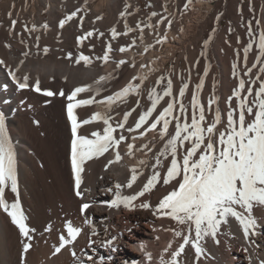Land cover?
I'll return each instance as SVG.
<instances>
[{"label": "snow or ice", "instance_id": "obj_1", "mask_svg": "<svg viewBox=\"0 0 264 264\" xmlns=\"http://www.w3.org/2000/svg\"><path fill=\"white\" fill-rule=\"evenodd\" d=\"M88 2L89 0H84L82 7H77L75 11L60 19L58 27L63 29L79 13L87 12ZM247 2L249 12H254L253 0H247ZM189 3L184 4L185 10L189 7ZM26 7L27 5H25V10ZM147 7H152L151 0ZM12 8H15L14 4ZM163 9L165 13L168 12L167 0ZM139 13V7L134 6L130 0H124L123 10L119 12V19L123 21V31H119L116 25L108 29L111 40L104 42L102 55L93 57L79 51L84 41L93 38L94 34L96 39L105 35L104 32L94 28L83 32L82 35H77L78 55L73 57V53L69 52L66 58L74 59L76 64L83 62L85 66L91 65L94 59L107 64L112 60L111 54L115 51L125 53L134 46H140L143 52H148L154 49L155 45L168 42V31L174 22L169 17L174 14L162 15L157 11H151L143 19H137L135 27L130 26L128 17ZM222 15V13L216 15L217 23ZM7 16L12 26L8 28V35L18 38V42L25 51L20 54L22 58L15 68L6 65L4 60H0V66L6 68L7 75L17 90L30 89L45 97L56 96V92L41 88L39 78L31 82L28 74L22 77L18 75L20 67L31 55V48L35 47L38 51L40 50V33L49 30L48 22L45 21L39 25L34 20L24 22L23 32L27 33L26 39L21 33L14 31L18 19L12 18L13 11H9ZM102 18L98 15L92 23L95 24ZM154 18H157L155 23H153ZM78 19L80 21L78 27L83 31L85 16L79 15ZM242 26L246 29L248 39L245 44L240 36L236 37L237 45L241 47L234 49L236 58L231 64V75L237 83L225 100L226 112L219 106L221 97L217 94L215 76L212 77V92L207 99V107L201 100L205 78L211 68L207 60V49L213 40L216 28H213L207 39L203 41L200 52V56L205 59L203 74L199 75L198 82L192 87L188 104L184 102V99L191 83V69L199 64V59L187 70V78L183 71L174 73V70H169L158 76L154 85L145 89L143 86L148 78L159 71V68L155 67L157 60L160 59L157 57L148 65L141 64L136 74L122 88L102 99H97L105 91V85L113 79V73L128 63L120 59L115 61L113 72L99 76L90 84L76 86L70 92L61 89L58 93L60 97L67 100L66 114L70 125L69 160L77 197L83 198L84 193L90 191L88 188L81 189V173L87 161L102 157L111 150L115 153V158L114 160L109 159L104 165L107 169L109 165L122 159L118 147L122 142L127 141L125 133L138 132V136L131 137L133 141L144 137L147 132L154 133L149 141L139 147H135L134 143H127L125 154L129 157L133 155L134 147L135 151L144 153V158L137 162L139 170L135 167L131 169L132 175L126 184L116 183L114 190L112 188L101 189V191L112 192L114 198L100 203L108 208H119L122 205L124 209L136 207L149 209L148 202L140 205L133 202L150 192L161 179L164 186L178 185L172 187L152 209L154 216L163 215L175 221L177 227L172 230L173 235L182 238V243L172 253L171 258L167 261L161 259L160 264H198L202 257L207 258L208 256L207 242L211 240L219 245L221 240L218 237L223 235L222 227L233 221L238 225V230L242 232V238L246 242L247 246L244 250L248 253V264H264V259L260 258L255 247L254 238L261 236V232L258 219L253 214L254 208H264V10L259 17L254 16ZM161 27L164 28L163 34L160 32ZM145 29L149 31V34L154 35L152 43H145ZM180 31L182 32L183 28ZM228 32L232 33L233 29L229 27ZM120 36H130L131 42L114 49L112 41H116ZM33 37L34 43L30 45L29 40ZM57 39L59 40V36ZM225 43L230 45L228 40ZM4 47L10 49L11 44L5 43ZM88 47L91 52L95 46L89 43ZM254 48L255 51H253ZM241 51L243 54L242 67L238 64ZM48 52L49 48L45 46L43 53ZM250 53L254 56V62L249 66ZM131 65L135 67L134 58ZM145 69L147 71H144ZM173 74L180 81L178 90L174 88ZM145 92L146 100L149 102L147 106L141 103V97ZM81 94L88 95V98H79ZM130 96L137 98L135 106L125 110L120 120H115L112 115L114 108L120 105L126 106ZM233 100H235V106H233ZM162 101H165L166 106L161 104ZM92 104L102 105L103 110L93 113L88 119H78L76 110ZM137 113L138 115H135ZM134 115V123L129 126L130 117ZM93 122H101L103 127L93 131L91 138H88L82 134L81 129L83 125ZM170 127H174V131L170 132ZM161 144L162 146L154 151L157 145ZM149 153L153 155L149 156ZM165 168L166 171H164ZM145 170H149L150 174L142 189L134 195H125L122 189H130L137 178L145 174ZM6 191H10L14 199L9 201L6 198ZM89 208L90 204L82 200L80 213L84 216V223L91 228V236L97 237L95 241L89 240V248H92L95 243L100 248H108L115 252L116 249L112 245L116 237L104 239L100 235L94 221L86 215V210ZM0 210L6 213L11 224L18 230L22 246L20 264H26L25 257L32 246L31 242L34 240L37 229L30 227L29 216L22 205L18 180V154L9 135L5 113L2 111H0ZM65 227L69 238L66 239L64 235L59 237V246L53 245V256L60 253L65 245H71L81 232L79 227H72L70 224H66ZM51 229L52 225L49 224L43 229L41 235L50 232ZM104 234H107L106 227ZM186 245H190V248L194 250L195 261L187 258ZM139 247L142 249L144 245L141 244ZM96 253V248H92V254L82 251L79 256H76L73 252L74 264H86V261L92 264H106V261L112 259L111 256L106 258L103 255L94 259ZM182 253H185V256H182ZM145 255L151 258L147 253Z\"/></svg>", "mask_w": 264, "mask_h": 264}, {"label": "bare ground", "instance_id": "obj_2", "mask_svg": "<svg viewBox=\"0 0 264 264\" xmlns=\"http://www.w3.org/2000/svg\"><path fill=\"white\" fill-rule=\"evenodd\" d=\"M198 1L196 11H193L191 17L185 18L181 24L173 22L168 31V42L163 45H155L154 49H150L148 52H143V48L140 46H134L125 53L115 51L111 54L112 60L107 64H102L94 59L91 65L85 66L83 62L76 64L74 59L66 58L69 52L73 53V57L78 55L77 35H82L83 32L94 28L104 32L105 35L100 39H96L94 34L93 38L85 40L79 49L85 55L93 57L102 55L104 42L111 40L108 29L113 25L117 26V22L120 21L119 12L123 10L124 0H89L87 12L79 13L63 29L58 27L59 20L64 18L66 14L75 11L77 7H82L84 0H0V60H4L6 65L15 68L22 58L20 54L25 51L18 42V38L8 35V28L12 27L7 16L9 11H13V19H18L14 31L21 33L26 39L27 33L23 32L24 22L34 20L39 25L47 21L50 27L47 32L41 31L40 33V50L38 51L35 47L31 48V55L20 67L18 75L22 77L24 74H28L31 82H35L39 78L42 89L57 93L54 97H45L30 89L17 90L8 77L6 68L0 66V111L5 113L9 135L18 154V180L22 205L29 216L30 227L37 229L34 240L31 242L32 246L25 257L26 264H74L73 252L76 256H79L82 251L92 254V248L97 249L94 259H98L100 255L106 258L111 256L112 259L106 261V264H134V262L135 264H160L161 259L169 260L172 253L182 243V238L173 235L172 230L177 227L175 221L167 216H154L152 214V209L159 203V200L172 187L178 185L164 186L161 179L150 192L145 193L143 197H138L133 202L136 205L148 202L150 204L149 209L139 207L124 209L122 205L119 208H108L100 203L114 198L112 192L101 191V189L112 188L114 190L116 183H127L132 175V168L135 167L139 170L137 162L144 158V153L135 151V147L149 141L154 134L153 132H147L144 137L135 141L131 137L133 135L138 136V132L125 133L127 141L122 142L118 147L122 159L112 163L107 169L104 165L109 159L114 160L115 158V153L111 150L102 157L87 161L84 171L81 173V189L88 188L90 191L85 192L83 198L75 195L76 189L69 160L70 125L66 114L67 100L60 97L58 93L61 89L70 92L76 86L90 84L99 76L113 72L115 61L120 59H124L128 63L113 73V79L105 85V91L97 99H102L122 88L136 74L141 64L148 65L159 57L160 59L155 65L159 71L152 74L143 87L147 89L154 85L158 76L169 71L166 66L170 60H175L176 64L179 65L177 51L183 50L181 55H189V52L194 51L193 43L190 41L204 20L201 12L206 13L210 8L207 1L206 3L202 0ZM130 2L134 6H141L139 0H130ZM165 2L166 0H153L154 10L162 15L171 13L169 11L170 5L168 12H164L163 5ZM13 4L15 5L14 9L12 8ZM25 5H27L26 10ZM147 14L148 12L140 10L139 14L128 17V20L143 19ZM79 15L85 16L83 31L78 27L80 24ZM98 15L103 18L93 24L92 21ZM155 19L157 18L153 19L154 22ZM181 28H183L182 32L180 31ZM163 30H160L161 34H163ZM144 35L145 43L154 41V35L149 34L147 29H145ZM58 36L59 40L57 39ZM130 36H120L116 41H112L113 48L118 49L121 45L129 44L131 42ZM5 43L11 44V48H5ZM33 43L34 37L29 40L30 45ZM89 43L95 46L91 52L88 47ZM45 46L49 48L47 54L43 53ZM133 58L135 67L131 65ZM232 62L228 63V70H231ZM220 69H215L214 74L217 81V94L221 97L219 106L226 112L225 100L231 91L227 89L228 85L222 73L224 71ZM230 76L232 77V75ZM229 82L234 85V81L231 79ZM208 87L204 88V94H202L205 99L212 92V89H209V92ZM79 98L86 99L88 95L81 94ZM136 99L135 96H130L126 106L120 105V107L114 108L112 115L115 120H120L125 110L134 107ZM184 102L188 101L184 99ZM141 103L145 106L149 104L146 100V92L141 97ZM161 104L165 106V101H162ZM233 106H235V100H233ZM102 110V105L92 104L78 108L76 113L78 119H88L93 113ZM135 115L130 117L129 126L134 123ZM208 118L211 119L210 116ZM34 121H38V123H34ZM102 127L101 122H93L89 125H83L81 132L91 138V133L102 129ZM172 131H174V127H170V132ZM127 143H134L135 146L131 157L125 154ZM160 146L162 144L157 145L154 151L158 150ZM148 155L151 156L153 153ZM165 163L167 164V162ZM149 174L150 171L145 170V174L139 176L130 189H122L123 193L134 195L140 191L143 184L147 182ZM6 198L11 201L14 199V195L10 191H6ZM82 200L90 204V208L86 210V215L94 221L100 235L104 239L116 237L112 245L116 249L115 252L108 248H100L95 243H93L92 248H89V240L95 241L97 237L91 236V228L84 223V216L80 213ZM253 214L258 219L259 231L261 232V236L254 238L255 247L260 258L264 259V208H254ZM49 224L52 225L50 232L41 235L43 229ZM66 224L79 227L81 232L71 245H65L60 253L53 256V245L59 246V237L64 235L66 239L69 238ZM105 227L107 228L106 235L104 234ZM229 232L231 235H227ZM222 233L223 235L218 237L221 240L219 245L211 240L207 242L208 256L207 258L202 257L198 264H248V253L244 250L247 245L242 238V232L238 230V225L233 221L222 227ZM141 244L144 245L142 249L139 247ZM169 244H171L170 247ZM21 248L18 230L11 224L6 213L0 210V264H20ZM146 253L151 257L150 259L146 257ZM185 253L187 258L195 261V253L190 245H186ZM185 253L181 255L185 256ZM86 264H92V262L86 261Z\"/></svg>", "mask_w": 264, "mask_h": 264}, {"label": "rangeland", "instance_id": "obj_3", "mask_svg": "<svg viewBox=\"0 0 264 264\" xmlns=\"http://www.w3.org/2000/svg\"><path fill=\"white\" fill-rule=\"evenodd\" d=\"M139 1L141 3V6L139 7L140 10H144L148 13H150L151 11H155L153 6V0H151V4H152L151 8L147 7L150 0H139ZM202 1L204 3H206L207 1L210 8L206 13L201 12V15L203 14L202 17L204 18V20L200 23L195 33L196 37L193 36L192 40L190 41L193 43L194 51L192 50L191 53L189 52V55L186 54L181 55L182 54L181 52L183 50L177 51L179 65L178 63L176 64L175 60H170L168 65L166 66V68H168L169 70H174V73H179L183 71L185 77L187 78L188 75L187 70L197 59H199V64L195 68L191 69V83L185 97V101H188L185 102L186 104L190 102L192 87L194 86L195 83L198 82L199 75L203 74L205 59L200 56V52L202 50L203 41L207 39L208 35L212 32V29L216 28V32L213 35V40L210 42L207 49V60L210 63L211 68L208 76L205 78L204 88L209 86L208 90L212 89L211 88L212 77L215 76L214 71L215 69L221 68L222 71H224L222 72L224 74L223 78H225L226 84L228 85L227 86L228 88L227 87L226 88L231 91L235 87L237 81L235 78L230 76L231 70H228L227 67H228V63L236 58L234 49H239L241 47L240 45H237L236 37L240 36L242 38L243 43L246 44L248 37L246 35V29L245 27L242 26V24H246V22L250 19H253L254 16L259 17L261 15L262 10H264V0H253V6L255 9L254 12H249L247 0H202ZM185 3H189V0H171V1L168 0V7L169 5L171 7V8L169 7V11L172 14H174L170 18L173 19V21L177 22L178 24L183 23L185 21V18L191 17L193 15L192 13L193 11H196V6L198 5L199 1L190 0L189 7L187 8V10L184 9ZM241 11L243 13L242 17H241ZM218 13H222L223 15L220 21L217 23L215 21V17ZM128 21L130 26L135 27V23L137 19L134 21H130V20ZM153 23L155 22L153 21ZM229 27L233 29L232 33L228 32ZM117 29L119 31H123V22L121 20L117 22ZM161 29L164 28L161 27ZM226 40L230 41V45L225 43ZM253 51H255V48L253 49ZM184 56H187V60H185ZM240 56L241 59L238 61V64H240V66L242 67V56H243L242 51L240 53ZM253 60H254V56L252 55V53H250L249 61H248L249 66L251 65V63L254 62ZM172 79L174 81V88L178 90L180 86V81L176 78L175 74L172 75ZM230 79L234 81L233 82L234 85L231 84L232 82H229ZM204 88L203 91L201 92V97H202L201 100L203 104L206 103L205 107H207V102L204 103V101H207L208 98L205 99V97H203L204 95L202 96V94H204L203 93Z\"/></svg>", "mask_w": 264, "mask_h": 264}]
</instances>
